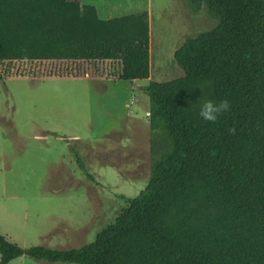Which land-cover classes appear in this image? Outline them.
<instances>
[{"label":"trees","instance_id":"16d2710c","mask_svg":"<svg viewBox=\"0 0 264 264\" xmlns=\"http://www.w3.org/2000/svg\"><path fill=\"white\" fill-rule=\"evenodd\" d=\"M186 1L216 24L175 48L182 76L139 86L151 113L146 185L122 195L128 206L81 247L23 248L0 234V264L22 255L74 264H264V0ZM44 62L65 64L48 77H84L93 66L107 78L148 79L149 13L102 19L81 0H0V80L34 76L37 68L16 65ZM205 99H227L230 109L206 121L198 114Z\"/></svg>","mask_w":264,"mask_h":264},{"label":"rangeland","instance_id":"374dc122","mask_svg":"<svg viewBox=\"0 0 264 264\" xmlns=\"http://www.w3.org/2000/svg\"><path fill=\"white\" fill-rule=\"evenodd\" d=\"M82 2L101 18L103 9L148 11L150 76L119 80L90 66L84 77H48L65 64L44 62L16 65L37 68L34 76L0 80V234L23 248L89 244L128 206L121 196H135L150 170L148 97L139 86L182 76L175 48L216 24L204 8L191 13L186 0ZM8 264L74 263L22 255Z\"/></svg>","mask_w":264,"mask_h":264},{"label":"clouds","instance_id":"9594fccd","mask_svg":"<svg viewBox=\"0 0 264 264\" xmlns=\"http://www.w3.org/2000/svg\"><path fill=\"white\" fill-rule=\"evenodd\" d=\"M230 109V102L227 99L220 100L218 102L205 99L200 105L199 116L206 121L215 123L220 114L227 112ZM149 118L151 113L146 114ZM230 131H234L230 129Z\"/></svg>","mask_w":264,"mask_h":264},{"label":"crops","instance_id":"0c3cea01","mask_svg":"<svg viewBox=\"0 0 264 264\" xmlns=\"http://www.w3.org/2000/svg\"><path fill=\"white\" fill-rule=\"evenodd\" d=\"M83 0H81V3H83L82 2ZM85 4H87V3H85ZM96 8V7H95ZM137 10H141V11H143L142 9H136L135 7H134V9H129V11H127V10H113V9H103V10H101V11H99L100 12V14L102 15V19H108V18H112V17H117V16H121V15H125V13H127V12H131V11H135V12H139V11H137ZM96 11H97V9H96ZM131 13H133V12H131ZM97 14H98V12H97ZM127 14H129V13H127ZM99 16V15H98ZM101 18V17H100Z\"/></svg>","mask_w":264,"mask_h":264}]
</instances>
